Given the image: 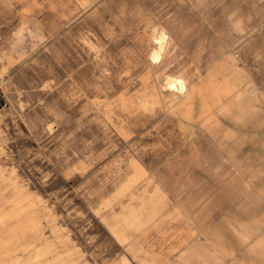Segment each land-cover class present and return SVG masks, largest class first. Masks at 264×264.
<instances>
[{
	"label": "rangeland",
	"instance_id": "rangeland-1",
	"mask_svg": "<svg viewBox=\"0 0 264 264\" xmlns=\"http://www.w3.org/2000/svg\"><path fill=\"white\" fill-rule=\"evenodd\" d=\"M0 264H264V0H0Z\"/></svg>",
	"mask_w": 264,
	"mask_h": 264
},
{
	"label": "bare ground",
	"instance_id": "bare-ground-1",
	"mask_svg": "<svg viewBox=\"0 0 264 264\" xmlns=\"http://www.w3.org/2000/svg\"><path fill=\"white\" fill-rule=\"evenodd\" d=\"M167 36L164 34V32H160L157 35V37L155 36L157 38L158 42L155 41V42H157V45H156V47H154L152 49L151 57L156 62L161 60V58H162V54H163V51L165 50L166 43H167V38H166ZM165 85H166L165 87H167L169 90H171L173 92H177V93H182V92H185L186 90H188L187 81L182 76H167Z\"/></svg>",
	"mask_w": 264,
	"mask_h": 264
}]
</instances>
